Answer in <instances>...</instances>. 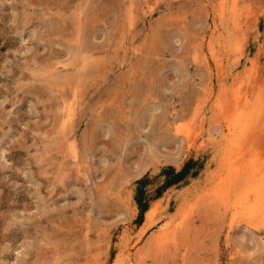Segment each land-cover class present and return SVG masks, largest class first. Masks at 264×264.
I'll use <instances>...</instances> for the list:
<instances>
[{"label":"rangeland","instance_id":"rangeland-1","mask_svg":"<svg viewBox=\"0 0 264 264\" xmlns=\"http://www.w3.org/2000/svg\"><path fill=\"white\" fill-rule=\"evenodd\" d=\"M259 170L264 0H0V264H264Z\"/></svg>","mask_w":264,"mask_h":264},{"label":"bare ground","instance_id":"bare-ground-1","mask_svg":"<svg viewBox=\"0 0 264 264\" xmlns=\"http://www.w3.org/2000/svg\"><path fill=\"white\" fill-rule=\"evenodd\" d=\"M258 96V95H257ZM260 97H262L261 95H259L258 97H256V100L255 101H246L245 103H247V106H246V108L245 109H243L242 111L239 109L237 112H238V114L236 115V113H235V118L233 119V121L231 122V129H234V132L235 131H238L239 129L240 130H246V129H248L249 127H250V125L251 124H253V122L257 119V117H258V120H259V115H260V109H261V107H262V104L260 103V101H259V99H260ZM253 100V99H252ZM263 100V99H262ZM262 100H261V102H262ZM259 101V102H258ZM252 102V103H251ZM244 103V102H243ZM239 104H241V103H239ZM238 108V107H237ZM243 108V107H242ZM261 117V116H260ZM202 133V131H200L199 132V134L198 135H200ZM195 134V133H194ZM193 134V135H194ZM235 134V133H234ZM196 135V134H195ZM197 135V136H198ZM197 136H192V135H189V140L193 143L194 141H195V138H197ZM188 140V139H187ZM255 171V170H254ZM259 173H260V170L258 171ZM263 172V171H262ZM262 172L260 173V174H262ZM264 173V172H263ZM258 173L256 172V175H257ZM263 175V180H261L262 178V176L259 178V176H258V178L260 179V183H259V185L258 184H254V186L252 187L253 188V191L259 196V197H261V200H262V202H263V197H264V195H263V189H264V174H262ZM257 181V182H258ZM253 183V182H252ZM251 183V184H252ZM263 183V184H262ZM250 187V186H249ZM251 190V189H250ZM252 191V192H253ZM247 193V192H246ZM251 194V193H250ZM254 194V193H253ZM246 195V194H245ZM248 195V194H247ZM249 196V195H248ZM258 196H256L257 197V200H258ZM244 197V196H243ZM250 197V196H249ZM255 197V196H254ZM255 197V198H256ZM254 198V199H255ZM242 199V198H241ZM256 200V199H255ZM256 200V201H257ZM259 200H260V198H259ZM258 200V201H259ZM255 201V202H256ZM246 202V201H245ZM247 202H248V200H247ZM246 202V203H247ZM262 202H260L259 201V203H261L262 205H263V203ZM242 203V202H241ZM244 203V202H243ZM249 203H252V202H249ZM257 204H258V202H257ZM260 204V205H261ZM245 205V204H244ZM259 205V204H258ZM247 206H248V203H247ZM250 209L249 210H251L252 211V209L255 211V209L256 208H259V206H255V204H254V206H252L251 204H250ZM245 207V206H244ZM253 207V208H252ZM252 208V209H251ZM257 210V209H256ZM148 215V214H147ZM148 216H150V214L148 215Z\"/></svg>","mask_w":264,"mask_h":264}]
</instances>
